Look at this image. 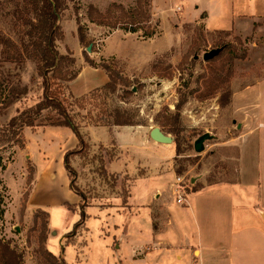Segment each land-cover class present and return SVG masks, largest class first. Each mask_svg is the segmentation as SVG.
<instances>
[{"label":"rangeland","instance_id":"rangeland-1","mask_svg":"<svg viewBox=\"0 0 264 264\" xmlns=\"http://www.w3.org/2000/svg\"><path fill=\"white\" fill-rule=\"evenodd\" d=\"M183 1L186 0H152L151 22L144 21L138 32L129 33L131 29L113 28L118 23H130L132 19L127 14L115 10L103 21L107 25H98L102 21L93 13V23L89 9L94 6L108 14L112 5H121L131 11L137 7L136 0H68V8L59 19L61 37L56 43L66 59L55 70L52 88L68 85L67 81L78 75L82 67L89 66L90 60L119 72L115 95L100 93L82 107L73 102L65 88L61 99H65L83 134L107 107H122L135 122L159 128L173 141V131L181 130L182 155L177 156L174 142L167 145L169 150H150L142 159L143 165L133 168L132 175L135 171L134 177L146 176L149 169L152 171L163 163L166 169L162 170L184 178L188 194L200 187L201 181L207 184L236 181L237 151L225 146L242 133L231 115L233 83L238 81L239 89L264 76V0H197L193 11L199 9V3L206 9L200 16L198 11L190 13L189 5ZM33 19V9L26 0H0V39L10 41L9 48L0 44V100L19 97L6 110L0 105V134L14 116L43 99L44 81L37 60L27 52L32 40L26 34ZM78 23L85 30L84 43L79 40ZM125 25L122 27L131 28ZM118 31L126 38L122 39L120 34L113 36L107 52L133 59L135 64L126 59L100 57L103 40ZM152 32L154 37H144ZM17 50L23 53L22 59L8 60ZM216 50H220L219 55L204 60L205 54ZM182 101L180 118L176 121V107ZM62 120L56 111L49 110L38 119L36 128L53 127ZM25 129L21 144L0 146V209L4 213L0 217V238L22 256L23 264H47L41 254L43 248L48 250L46 243L51 235L49 228L44 232L47 218L39 211L27 212L25 194L30 199L35 185L38 188L55 179L53 169L66 149L50 139L38 143L30 134L26 135ZM205 136L208 139L204 151L197 153L195 145ZM95 138L104 136L96 133ZM27 139L34 151L26 150ZM86 140L90 148L71 161L77 173L75 185L84 200L105 198L109 193L116 194L117 188L125 196L133 179L127 182L128 176L120 178L116 173L105 178L99 161L100 157L108 160L107 153L115 158L118 150L93 145L87 136ZM179 170L181 175L177 174ZM80 233L82 224L74 236ZM74 236H70L72 242Z\"/></svg>","mask_w":264,"mask_h":264},{"label":"crops","instance_id":"crops-1","mask_svg":"<svg viewBox=\"0 0 264 264\" xmlns=\"http://www.w3.org/2000/svg\"><path fill=\"white\" fill-rule=\"evenodd\" d=\"M183 2L198 16L206 10L199 3L193 11L197 0ZM117 34L126 38L120 31L110 34L103 40L100 57L135 64L133 59L107 52L109 40ZM108 83L102 69L84 66L68 85L73 96L81 98ZM237 84L234 81L231 115L242 133L225 145L237 151L236 181H201V188L188 193L183 203L175 196L176 175L162 170L163 163L146 176L134 177L135 171L132 175L150 150H169L152 140L154 128L84 129L93 145L118 150L114 162L106 160L108 173L128 176L127 182L133 179L127 196L117 188L120 193L89 202L71 190L64 166L65 154L79 145L75 134L66 127L26 128V135L38 143L50 139L66 149L53 169L55 179L35 185L26 204L27 212L49 214V252L66 264H264V76L243 88L237 89ZM96 133L104 138H95ZM27 149L34 151L29 139ZM82 212V233L74 236Z\"/></svg>","mask_w":264,"mask_h":264},{"label":"trees","instance_id":"trees-1","mask_svg":"<svg viewBox=\"0 0 264 264\" xmlns=\"http://www.w3.org/2000/svg\"><path fill=\"white\" fill-rule=\"evenodd\" d=\"M33 9L34 19L30 22V29L26 36L32 40V42L28 45L27 52L32 54L38 63V71L40 76L44 81V95L43 99L36 104L34 107H31L28 110L19 113L17 116H14L8 123L6 130L1 131L3 134H0V146L2 144H21V135L25 128H35L36 122L42 116V114L49 110L56 111L63 120L53 126L56 127H66L69 128L78 139L79 145L76 149L68 151L64 156V166L66 171L69 174L71 181V190H73L79 197L85 202L83 194L79 191L78 187L75 185L77 173L71 165V161L73 158L78 157L79 155H83L90 148L88 141L86 140V136L81 132V126L77 124L74 118L70 114L69 107L66 104L65 99H61V93L66 88L69 93L70 98L73 100L75 104L79 106H85V104L89 100H93V98L103 92H107L110 95H115L117 93L119 87V72L113 71L111 66L108 65H96L92 60L87 61L88 65L94 68H100L109 78V83L102 88L96 89L90 94L83 96L81 98H75L73 94L70 92L69 85H57L55 89L52 88V82L54 79L55 70L58 69L61 61L65 60L66 57L57 49V41L61 37V30L59 26V19L63 12H65L68 8V0H26ZM137 7L132 9L131 11H127L121 5H112L110 12L107 14L101 13L94 6L90 7V19L93 23L95 20L93 18V13L98 14V18L102 21L99 22L98 25H107L103 21L107 20L108 17L115 10H120L123 13L127 14L131 28H124V23H118L113 26L114 29H131L129 33H136L138 29H141V24L144 21L151 22L152 19V0H136ZM145 5V6H144ZM145 7V8H144ZM78 34L79 40L81 43H84L86 40L85 30L78 23ZM126 26V25H125ZM155 36V33L152 32L150 34L144 35L146 38H152ZM0 44L6 48L10 47V41L8 39L1 38ZM22 52L17 50L12 57H9L8 60L12 61H20L22 59ZM51 74V77H49ZM78 75L72 77L67 81V84L72 82L77 78ZM15 93V92H14ZM19 99L18 95H14L12 99L1 101L0 105L2 106V110H6L10 108L16 101ZM184 101L180 103L176 107L177 113L174 115V119L177 121L180 118V109ZM101 116L97 117L96 121L92 122L90 126L94 127H137L147 125L141 122H135L133 117L127 112L124 111L122 107H107L105 110L101 111ZM175 136V149L177 152V156L182 155L184 150L182 149V144L180 143L181 130L173 131ZM22 146V145H21ZM108 157L109 162H114L117 158L110 157L108 153L106 154V158ZM102 168V174L105 178H107L110 174L105 168L106 159L105 157H100L99 159ZM178 175L182 174V170L177 172ZM117 182V179L115 183ZM115 183L113 187L115 188ZM201 188L198 187L194 190L197 191ZM128 193L125 195L127 196ZM26 201L28 200L29 195L25 194ZM0 200V207H1ZM26 208V206H25ZM42 215H44L47 220L44 223V232L48 231L49 228V214L46 212L39 211ZM3 211L0 209V217L3 215ZM84 213H81V219L78 223L75 224V229H77L84 220ZM46 236L42 237L41 243L45 242ZM42 258L47 264H66L62 258H58L54 256L51 252H49L46 248L42 249ZM0 264H23L22 256L17 253L14 249L11 248L9 242L0 238Z\"/></svg>","mask_w":264,"mask_h":264},{"label":"water","instance_id":"water-1","mask_svg":"<svg viewBox=\"0 0 264 264\" xmlns=\"http://www.w3.org/2000/svg\"><path fill=\"white\" fill-rule=\"evenodd\" d=\"M91 48L92 47L88 48L89 52H91ZM219 53H220V50H216V51H213L211 53H207L204 55V60L209 61V60L213 59L214 57H216L217 55H219ZM150 136H151L153 141H155L159 144L172 145L174 142L170 136H167L166 134H164V132H162L159 128L152 129ZM207 139H208V136H205L196 143L195 151L197 153H201L204 151V143Z\"/></svg>","mask_w":264,"mask_h":264},{"label":"built area","instance_id":"built-area-1","mask_svg":"<svg viewBox=\"0 0 264 264\" xmlns=\"http://www.w3.org/2000/svg\"><path fill=\"white\" fill-rule=\"evenodd\" d=\"M186 188L184 184V178L183 177H177L176 183H175V196L177 198L178 203H183L185 201L186 197Z\"/></svg>","mask_w":264,"mask_h":264}]
</instances>
